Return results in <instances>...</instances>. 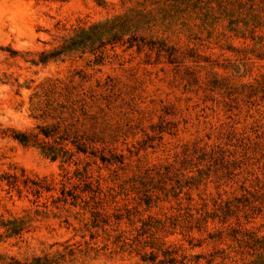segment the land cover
I'll return each mask as SVG.
<instances>
[{"label":"rangeland","instance_id":"1","mask_svg":"<svg viewBox=\"0 0 264 264\" xmlns=\"http://www.w3.org/2000/svg\"><path fill=\"white\" fill-rule=\"evenodd\" d=\"M36 258L264 264V0H0V264Z\"/></svg>","mask_w":264,"mask_h":264},{"label":"trees","instance_id":"2","mask_svg":"<svg viewBox=\"0 0 264 264\" xmlns=\"http://www.w3.org/2000/svg\"><path fill=\"white\" fill-rule=\"evenodd\" d=\"M59 1H65V0H59ZM15 139H17L19 141V143L20 144H23V145H27V143L29 141L28 140V137L25 136V135H23V134L16 135L15 136ZM38 192H39V190L35 189V194H38ZM62 195H63V193H62ZM43 260L46 261V259H43ZM40 262H41V259L36 258L32 262L26 263V264H41ZM14 264H20V263H18V262L15 261Z\"/></svg>","mask_w":264,"mask_h":264}]
</instances>
